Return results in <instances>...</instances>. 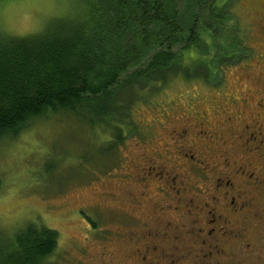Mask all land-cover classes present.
<instances>
[{"label": "rangeland", "instance_id": "rangeland-1", "mask_svg": "<svg viewBox=\"0 0 264 264\" xmlns=\"http://www.w3.org/2000/svg\"><path fill=\"white\" fill-rule=\"evenodd\" d=\"M230 2L234 18L226 26H236L249 49L246 57L223 67L216 83L175 77L149 101H138L132 110L138 131L127 132L112 153L102 152L107 141L97 127L67 112L36 119L15 137L0 140V234L9 236L32 222L58 234L44 264H116L133 252L121 232L145 231L153 220L162 227L166 218L150 215L152 200L158 199L154 184L147 199L129 198L142 190L130 176L141 156L149 155L150 148L161 154L167 148L168 153L156 159L170 163L179 159L173 158L179 145L187 144L185 152L201 157L199 147L205 142L193 138V133L202 128L218 133L227 116L254 113L253 101L264 94V0ZM77 8V0H0V33L38 32L54 17L73 14ZM242 98L248 105L235 111L232 99ZM184 130L185 139L178 141ZM208 144L212 151L213 144ZM214 150L219 158L222 149L215 146ZM196 169H186L188 181L199 176L198 171L191 173ZM161 202L172 204L170 199ZM178 223L185 222L180 217ZM242 250L231 247L232 254L213 260L223 264L243 256ZM254 255L257 263L264 264V254ZM187 256L175 262H194L192 255Z\"/></svg>", "mask_w": 264, "mask_h": 264}, {"label": "trees", "instance_id": "trees-1", "mask_svg": "<svg viewBox=\"0 0 264 264\" xmlns=\"http://www.w3.org/2000/svg\"><path fill=\"white\" fill-rule=\"evenodd\" d=\"M27 35L0 33V140L36 119L67 112L97 127L112 153L138 101H149L175 77L218 82L222 68L248 49L226 26L230 0H77ZM215 82V83H216ZM57 231L27 223L0 234V264H44Z\"/></svg>", "mask_w": 264, "mask_h": 264}, {"label": "flooded vegetation", "instance_id": "flooded-vegetation-1", "mask_svg": "<svg viewBox=\"0 0 264 264\" xmlns=\"http://www.w3.org/2000/svg\"><path fill=\"white\" fill-rule=\"evenodd\" d=\"M232 101L235 111L248 105L246 98ZM252 106L254 113L227 116L218 133L204 128L194 132L193 138L202 137L205 142L199 147L201 157L185 152L187 144L179 145L173 152V158L179 159L170 163L156 159L166 155L167 148L164 154L150 148L149 155L141 156L130 176L142 190L129 198L147 199L148 188L154 184L158 199L152 200L150 215L166 220L158 227L151 218L153 226L145 231L121 232L132 243L133 252L116 264H178L176 259L187 255L194 258L191 264H221L213 259L232 254L231 247L242 248L243 256L223 264H262L254 254H264V94H257ZM186 134L184 130L177 140H184ZM208 143L222 149L219 158ZM193 167L197 169L191 173L198 171L199 176L188 181L186 169ZM166 199L172 204L161 202ZM180 217L185 223H178ZM182 264H189L188 259Z\"/></svg>", "mask_w": 264, "mask_h": 264}]
</instances>
